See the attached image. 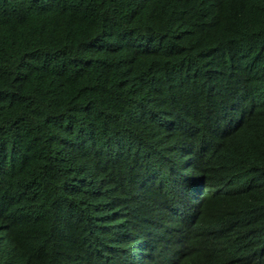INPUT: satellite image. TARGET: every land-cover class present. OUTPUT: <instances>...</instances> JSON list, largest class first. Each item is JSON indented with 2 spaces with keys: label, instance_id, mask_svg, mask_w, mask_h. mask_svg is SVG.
I'll list each match as a JSON object with an SVG mask.
<instances>
[{
  "label": "trees",
  "instance_id": "obj_1",
  "mask_svg": "<svg viewBox=\"0 0 264 264\" xmlns=\"http://www.w3.org/2000/svg\"><path fill=\"white\" fill-rule=\"evenodd\" d=\"M0 264H264V0H0Z\"/></svg>",
  "mask_w": 264,
  "mask_h": 264
}]
</instances>
